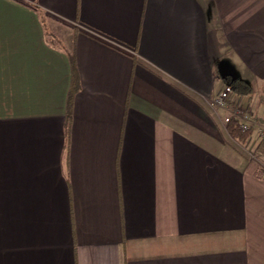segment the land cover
<instances>
[{"label":"crops","instance_id":"0c3cea01","mask_svg":"<svg viewBox=\"0 0 264 264\" xmlns=\"http://www.w3.org/2000/svg\"><path fill=\"white\" fill-rule=\"evenodd\" d=\"M235 109L264 124V0H0V264H264Z\"/></svg>","mask_w":264,"mask_h":264},{"label":"trees","instance_id":"16d2710c","mask_svg":"<svg viewBox=\"0 0 264 264\" xmlns=\"http://www.w3.org/2000/svg\"><path fill=\"white\" fill-rule=\"evenodd\" d=\"M49 37L50 40L54 41V38L52 39L51 36ZM221 79L226 85L230 87L231 93H234L237 96L248 95L251 92V87L248 85V83L240 78H232L229 75H225L222 76ZM225 129L229 137L237 139L241 142H245L251 134V129H241L238 119L234 116H230L227 118L225 122ZM258 148H260L261 151L264 150V139L260 141V143L258 144ZM261 173L262 170H259L257 171L256 175L260 176Z\"/></svg>","mask_w":264,"mask_h":264},{"label":"built area","instance_id":"2783aa9c","mask_svg":"<svg viewBox=\"0 0 264 264\" xmlns=\"http://www.w3.org/2000/svg\"><path fill=\"white\" fill-rule=\"evenodd\" d=\"M231 89L228 85H224L223 89L220 91L218 96L210 103L213 108H225L227 106V101ZM234 115L236 117H242V120L239 122L241 129L248 130L250 123L252 121L251 115L247 113H242V111L235 109ZM257 133L264 137V125H260L257 128Z\"/></svg>","mask_w":264,"mask_h":264},{"label":"rangeland","instance_id":"374dc122","mask_svg":"<svg viewBox=\"0 0 264 264\" xmlns=\"http://www.w3.org/2000/svg\"><path fill=\"white\" fill-rule=\"evenodd\" d=\"M238 110H240V109H238ZM240 111H242V110H240ZM260 125H264L263 123H260V122H257L256 123V121H254V119H252V121H251V123H250V126H249V128H248V130L249 129H251V134L250 135H252V133L254 134L252 137L253 138H247V140L245 141V142H241V141H239V140H237V139H234V138H231L230 137V139H232V143L238 148V149H240L241 151H243V152H248V154L251 156V157H253V158H255L254 156L256 155V154H254V152L253 153H250V151H251V149H249V143L252 141V139H261V140H263L264 139V137L263 136H261V135H259L258 133H257V128H258V126H260ZM254 131V132H253ZM260 140V141H261ZM260 143V142H259ZM262 149H263V147H262ZM257 150H259V151H261V149L260 148H258L257 147ZM264 151V150H263ZM262 151V152H263ZM264 153V152H263ZM253 154V155H252ZM263 171V170H262Z\"/></svg>","mask_w":264,"mask_h":264}]
</instances>
